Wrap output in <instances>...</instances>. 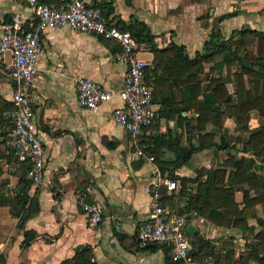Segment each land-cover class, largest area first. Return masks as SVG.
Returning a JSON list of instances; mask_svg holds the SVG:
<instances>
[{"label": "crops", "instance_id": "1", "mask_svg": "<svg viewBox=\"0 0 264 264\" xmlns=\"http://www.w3.org/2000/svg\"><path fill=\"white\" fill-rule=\"evenodd\" d=\"M112 1L111 16L116 20L145 22L157 35L158 46L164 47L172 40L184 45L189 57L202 51L204 42L215 29H220L224 38L242 27L264 32V0ZM49 3L58 6L61 0ZM234 9L238 11L237 16L219 21L221 15ZM14 11L22 15L27 25L32 24L33 16L26 4L0 0V32ZM42 46L37 59L39 78L30 99L36 131L45 148L44 177L49 183L40 187L31 184L27 188L32 203L26 204L29 216L20 226V217L13 216L9 206L1 202L16 192L23 173L22 164L14 161L7 146L12 119L11 112L6 111L0 123V264H60L82 245L93 248L98 264H176L169 260L165 247L143 246L136 237L137 226L146 217L152 171L154 165L160 168L159 162L171 164L176 160L170 148L172 139H176L181 148H194L188 163L173 170L178 183L195 180L200 170L225 168L229 174L234 167L227 160L226 150H218L215 145L199 148L198 134L215 127L206 125L199 130L198 114L184 110L179 102L172 109V97L167 95L163 97L164 104L153 103L156 118L147 132L156 145L159 162L138 158L128 132L112 117L113 108L120 103L118 99L104 102L95 110L82 108L77 103V76L98 81L114 93L121 89L126 66L114 58L117 44L61 27L47 29L42 35ZM137 57L152 67L154 55L148 48L141 45ZM220 58L217 56L216 60ZM10 62L9 53L0 55V100L7 104H11L14 87L8 71ZM208 70L205 65V71ZM216 75L222 77L228 91L233 93L232 75L227 68L217 70ZM253 114L263 123L257 111L249 112L243 116L249 130L262 124H252ZM222 122L229 151L239 158H254L258 165L255 172L264 180L262 159L241 151L249 131L238 130L233 117L225 116ZM243 134H247L246 138ZM219 135L220 132L216 142L220 141ZM204 179L205 174L201 181ZM189 186L193 192L194 184L189 182ZM250 192L254 194V190ZM81 200L100 204L104 218L98 226L88 227ZM236 200L242 206L240 192H236ZM186 201V196H174L170 207L178 210ZM256 211L264 219V207L257 205ZM249 223L255 226V232L262 229H256L255 219ZM189 224L195 227V234L203 236L212 246L199 252L197 264H258L246 259V242H252V236L245 238L236 229L216 226L194 213ZM29 231L35 233V238L24 245V232ZM229 249L234 251L230 261L225 256Z\"/></svg>", "mask_w": 264, "mask_h": 264}, {"label": "trees", "instance_id": "2", "mask_svg": "<svg viewBox=\"0 0 264 264\" xmlns=\"http://www.w3.org/2000/svg\"><path fill=\"white\" fill-rule=\"evenodd\" d=\"M46 1L50 2V0ZM199 1L192 0L196 3ZM63 2L64 0H61V3ZM97 5L110 23L121 30L130 32L138 44L145 46L153 53L152 67L145 69V81L152 87V102L164 104L163 97L169 95L172 97V109L179 102L184 110L195 111L198 114L197 128L199 130L206 125L215 127L206 133L198 134L199 148H209L215 145L218 150H226L227 160L234 167L229 174L225 168L198 171L195 180L189 181L195 186L193 192H191L189 182L183 181H179L176 194L168 193L166 189H163V204L170 205L174 196H186V204L175 210L177 213L188 214L186 216L188 222L191 213H194L216 226L236 229L245 238L252 236L254 240L246 242L248 250L246 259L264 264V219L260 218L256 211L257 205L264 207V180L255 172L258 165L254 158L244 156L239 158L229 151L230 147L225 142L227 131L222 127L223 117H233L238 130L249 131L247 140L242 143L241 151L261 158L264 163V32L242 27L234 29L228 38H224L221 30L215 29L204 42L202 51L189 57L185 46L178 45L172 40L164 47L158 46L155 41L157 35L151 32L145 22L116 20V17L111 16L114 12L112 0H101ZM237 14L238 11L234 9L221 15L219 21L237 16ZM217 56L221 58L216 60ZM205 65L209 67L207 72ZM224 67L232 75L231 78L229 75V78L233 82V93L228 91L222 77L216 75V71H222ZM232 68H234L233 73ZM163 91L167 92L163 94ZM1 104L0 123L4 121V113L12 112L14 109L12 102L7 104L6 101H1ZM252 111L259 113L263 118V123L249 130L243 116ZM218 132L221 134L219 135L220 141L216 142L215 137ZM175 140L172 139L170 148L175 153L176 160L171 164L158 161L156 145L151 137L146 136L143 141L145 154L153 156L154 161L159 162L162 172L172 179L175 178L173 170L188 163L194 152L192 147L187 148L188 150L181 148ZM10 155L14 161L18 162L14 153L11 152ZM21 164L23 173L18 180V186L23 184V190L20 193L13 191L10 197H5L1 201L9 206L13 216L20 217V226L29 216V213H26V204L31 200L27 195V188L32 184L26 175L27 165ZM203 174L206 175V179L201 181ZM250 190H254V194ZM236 192L241 193L242 206L237 203ZM250 219H255L262 229L255 232V226L249 223ZM24 235V245H28L35 238L34 232H24ZM190 240L193 245L191 255L194 260L198 259L199 252L204 247L212 248L209 241L198 234L190 236ZM146 246L159 245L148 244ZM233 254V249L226 251L225 256L228 261L232 259ZM240 260L243 261L244 258L240 257ZM60 264L98 263L94 259L93 248L90 245H82L76 249L71 258L63 260Z\"/></svg>", "mask_w": 264, "mask_h": 264}, {"label": "built area", "instance_id": "3", "mask_svg": "<svg viewBox=\"0 0 264 264\" xmlns=\"http://www.w3.org/2000/svg\"><path fill=\"white\" fill-rule=\"evenodd\" d=\"M24 3L30 9L33 22L27 25L18 11L9 15L0 32V55L9 53V75L13 81L10 100L12 128L7 146L18 162L26 164V175L34 187L49 183L44 177L45 148L37 134L30 93L39 78L37 59L42 52V35L47 29L68 27L75 33L102 37L117 44L114 53L117 62L126 66L121 89L114 93L93 79L77 76L75 87L77 103L90 110L114 99L119 105L112 110L113 119L126 129L138 158L154 162L143 150V141L156 116L152 102V87L145 81V69L149 62L139 59L140 44L130 32L110 23L97 5L101 0H64L58 6L46 0H13ZM179 183L154 165L152 182L148 188L149 200L145 219L138 224L136 237L143 246L156 244L168 249L171 261L176 264H197L191 252L193 245L186 231L189 224L185 214L177 213L163 204V189L177 191ZM88 227L98 226L104 214L97 202H80Z\"/></svg>", "mask_w": 264, "mask_h": 264}, {"label": "water", "instance_id": "4", "mask_svg": "<svg viewBox=\"0 0 264 264\" xmlns=\"http://www.w3.org/2000/svg\"><path fill=\"white\" fill-rule=\"evenodd\" d=\"M24 187L23 184H20L17 188H16V193H19L22 188ZM186 231L187 233L192 236L195 234V227L192 225V224H188L187 227H186Z\"/></svg>", "mask_w": 264, "mask_h": 264}, {"label": "rangeland", "instance_id": "5", "mask_svg": "<svg viewBox=\"0 0 264 264\" xmlns=\"http://www.w3.org/2000/svg\"><path fill=\"white\" fill-rule=\"evenodd\" d=\"M140 46H141V45H140ZM250 118H252V124H253V125H255L256 123L258 124L259 122L262 123V120L260 119V117L257 116V115H255V114H253ZM256 119H257V120H256ZM246 136H247V134H243V137H244V138H246ZM262 215H263V213H262ZM260 227H261L260 225L256 224V229H257V230L261 229ZM244 255H246V254H244ZM253 264H254V263H253Z\"/></svg>", "mask_w": 264, "mask_h": 264}]
</instances>
